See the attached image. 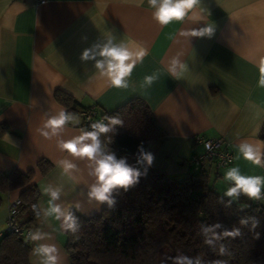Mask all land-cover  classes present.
Returning a JSON list of instances; mask_svg holds the SVG:
<instances>
[{"label":"crops","instance_id":"crops-1","mask_svg":"<svg viewBox=\"0 0 264 264\" xmlns=\"http://www.w3.org/2000/svg\"><path fill=\"white\" fill-rule=\"evenodd\" d=\"M147 0H0V173L12 169L34 170L32 183L39 191V209L48 207L43 188L61 189L62 207L86 217L107 204L90 201L88 188L95 182L89 175L91 163L73 160L77 169L62 174L56 161L72 159L57 146L58 139H71L85 131L81 127L82 107L95 106L111 112L134 98L142 99L164 132L149 143L153 165L173 179L195 171L190 158L203 150L196 137L222 138L221 147L232 154V162L217 167L208 161L202 169L209 183L221 195L231 182L225 172L238 166L245 176H264V167L238 158L241 141L264 143V0H201L194 9L202 20L187 19L160 26L152 17ZM191 15V14H190ZM214 25L209 37H186L182 31ZM109 36L130 48L142 46L147 55L137 63L127 88H115L101 77L95 60H82L85 49L103 44ZM179 57V78L172 76L171 59ZM100 59V57H97ZM158 79L144 86L146 75ZM60 91L76 100L75 110L55 98ZM66 110L79 123L65 125L60 137L43 136L48 118ZM41 159L51 162L46 173L37 169ZM21 188L0 191V231L5 228L8 202L19 197ZM230 198V197H229ZM232 199V198H231ZM240 204L249 200L241 194ZM79 206V207H77ZM48 233L51 239L31 241L30 231ZM31 245L29 261L40 264L33 249L37 244L54 243L62 264H70L64 244L67 233L59 222L45 217L25 232Z\"/></svg>","mask_w":264,"mask_h":264},{"label":"trees","instance_id":"trees-1","mask_svg":"<svg viewBox=\"0 0 264 264\" xmlns=\"http://www.w3.org/2000/svg\"><path fill=\"white\" fill-rule=\"evenodd\" d=\"M55 98L68 110H75L76 100L71 96L56 91ZM90 107H82L79 112ZM97 112L123 122L113 132L101 135L104 149L117 159H126L142 175L127 191L113 192L114 206L106 204L99 213L88 217L72 210L81 228L76 234L67 233L64 249L70 264H172L171 257L180 253L199 257L206 264L215 260L227 264H264V202L248 201L243 205L221 195L211 186L202 167L173 179L153 164L138 163V146L148 152L149 143L164 136L142 99L134 98L111 112ZM81 127L91 130L83 121ZM50 167L51 162L46 159L37 163L42 173ZM33 175L32 169L0 173V191L22 189L19 226L23 230L36 227L39 221L32 207L39 198V191L31 182ZM252 218L259 221L255 229ZM241 219H247V225H241ZM216 223L221 225L215 229L217 235L238 227L241 237L216 240L214 249L205 245L201 228ZM221 244L229 254L219 255ZM30 251L31 245L24 235L6 232L0 240V264H31Z\"/></svg>","mask_w":264,"mask_h":264},{"label":"clouds","instance_id":"clouds-1","mask_svg":"<svg viewBox=\"0 0 264 264\" xmlns=\"http://www.w3.org/2000/svg\"><path fill=\"white\" fill-rule=\"evenodd\" d=\"M201 0H147V4L152 9V17L160 26H167L173 22L183 23L187 19L194 21L202 20L203 17L197 16L194 9ZM191 14V15H190ZM214 25L206 24L204 27L191 28L182 31L181 35L186 37H211L214 34ZM115 36H109L103 44L93 45L90 49H85L81 55L82 60H95V68L98 70L101 77H106L109 86L115 88H127L128 78L137 65L141 63L147 55V50L142 46L130 48L126 43H114ZM100 57V59H97ZM177 65L183 70L186 65L182 64L179 57L171 59V68L169 69L172 76L179 78V73L176 71ZM261 73H264V66L260 68ZM158 76L156 74L146 75L144 77V86L150 87ZM264 85V78L260 81ZM108 123L104 120H99L91 123L90 131H82L81 134L73 136L71 139H58L57 146L62 151L67 153L72 159L63 158L57 160L56 166L61 170L62 174L71 175L77 169V164L73 160H87L93 165L89 175L95 178V182L88 188V198L94 200L98 204L107 203L109 207L114 206L115 199L112 194L115 190L124 189L127 191L132 186L139 182L142 173L129 166L126 159H117L114 153L106 152L101 143V135L113 132L115 126L122 125V120L117 117H106ZM79 123V117L66 110H60L57 115L45 120L42 134L48 139L60 137L65 125L69 123ZM238 150V158L251 162L255 166L264 167V143H251L241 141L236 145ZM139 158L138 163L147 162L148 165L153 163V155L145 152L143 146H138ZM147 169H145V174ZM224 179L231 182V186L224 192V196L232 199H238L241 194L252 201L264 200V176H245L241 174L238 166L230 167L224 174ZM43 193L48 195V207L39 209V206L34 204L33 211L37 217L41 215V211L45 217H52L59 222V229L65 233L76 234L80 231L81 224L78 217L69 209L57 204L60 199L61 189L52 188L51 186L43 188ZM231 202V201H230ZM79 207V206H77ZM253 219L252 228L255 229L259 221ZM241 225H247V219L239 221ZM219 223L211 227H202L201 232L204 234L203 243L215 248L214 241L225 238H238L242 233L240 228L233 227L232 229L224 230L223 233L217 235L215 229L220 228ZM211 234V236H209ZM259 238V233L256 234ZM28 238L31 241H41L51 239L48 233L40 230L30 231ZM35 255L40 257V264H62L60 249L54 243H41L33 249ZM229 254L227 247L224 244L219 246V255L224 256ZM172 264H206L199 257H189L183 253L171 257ZM207 264H227L224 260H215L207 262Z\"/></svg>","mask_w":264,"mask_h":264},{"label":"built area","instance_id":"built-area-1","mask_svg":"<svg viewBox=\"0 0 264 264\" xmlns=\"http://www.w3.org/2000/svg\"><path fill=\"white\" fill-rule=\"evenodd\" d=\"M46 0H35L38 4L44 3ZM82 121L85 125L89 126L91 123L104 120L105 117L100 115L97 110L92 106L89 110L80 112ZM195 142L202 144L203 150L199 153H195L190 158V163L194 166L196 170L200 169L204 163L208 161L214 162V164L219 168L228 165L232 162L231 152L221 147L222 138L215 139H204L201 137H196ZM264 191V189H262ZM264 202V200H261ZM21 198L15 197L8 202L7 207V217L5 220V228L0 231V240L4 233H16L25 235L27 230H23L19 226V214H20Z\"/></svg>","mask_w":264,"mask_h":264},{"label":"water","instance_id":"water-1","mask_svg":"<svg viewBox=\"0 0 264 264\" xmlns=\"http://www.w3.org/2000/svg\"><path fill=\"white\" fill-rule=\"evenodd\" d=\"M105 151H106V149H105ZM107 152V151H106Z\"/></svg>","mask_w":264,"mask_h":264}]
</instances>
